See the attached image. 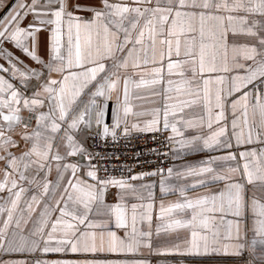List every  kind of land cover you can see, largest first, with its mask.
<instances>
[{"label": "snow or ice", "instance_id": "obj_1", "mask_svg": "<svg viewBox=\"0 0 264 264\" xmlns=\"http://www.w3.org/2000/svg\"><path fill=\"white\" fill-rule=\"evenodd\" d=\"M0 60V264H73L41 258L67 251L181 253V230L190 234L186 252L211 248L264 264V0H17L0 22ZM32 80L42 83L26 95ZM130 83L163 97L175 155L194 148L208 159L128 180L100 177L91 163L84 171L80 160L94 158L84 137L93 122L97 136L109 135L103 118L113 93V139L121 108L125 135L161 131L160 109L129 128V115H144L129 104ZM153 176L161 194L155 224L156 184L130 182ZM110 187L117 203L105 200ZM197 188L206 191L186 194ZM176 192L181 199L165 205L164 195ZM128 197L139 201L130 214ZM162 237L171 248L161 247ZM14 254L22 258L3 259Z\"/></svg>", "mask_w": 264, "mask_h": 264}, {"label": "crops", "instance_id": "obj_2", "mask_svg": "<svg viewBox=\"0 0 264 264\" xmlns=\"http://www.w3.org/2000/svg\"><path fill=\"white\" fill-rule=\"evenodd\" d=\"M17 4V0H0V22H3V20L8 17L14 10L15 6ZM31 17H29V20ZM29 21L26 20L24 23L25 25ZM49 33L47 31L41 32V55L47 59V52H48V37ZM7 48H9L11 51L15 53V55L20 56V52L12 47V45H6ZM24 59L23 57H21ZM3 60H0V63H3ZM26 63H29L32 67H36L35 64H32L30 61L25 60ZM38 83H42V81H36L32 80L29 82V87L26 90V95H31L33 89L36 88V85ZM17 87H19L22 91L24 90L22 85L17 84ZM167 87V85H165ZM161 86L156 85L155 90L157 93H159ZM118 94L121 98V104L123 101V85L118 86ZM116 95L117 93H113L112 100L108 101V107L106 109L105 117L103 118V124H113V113L116 109L117 101H116ZM140 97V98H138ZM129 104L133 109L134 113H144V115H129L127 117L128 126L130 128L132 123H139L142 127L144 125V122L150 120L153 118V110L154 109H160L159 113V123L157 125L158 128L161 130L163 129V104L164 99L159 94H153V90L150 87H142L140 89H136L133 84H129ZM249 119H252L251 112L249 113ZM169 120L171 122L172 118L169 116ZM103 127V125H101ZM121 128L124 129V118H123V112L121 108ZM96 131V125L95 122H93V128L91 129L90 133L84 137V146L89 150L90 146V137L91 135ZM168 134V136L174 135L171 132V128L164 130ZM182 131L185 132V136H191L195 134H200L198 130L196 129H182ZM206 132L207 129H204ZM129 133H144L137 131L135 129H130ZM235 144V142L233 141ZM176 146L173 147V149ZM239 150H244V147H241ZM229 150L223 149L216 152H213L212 155H225L227 154ZM231 151H236V148L234 147L231 149ZM172 156H173V163L170 168H173L174 170H184L188 166H199L202 161H205L208 159V153L206 151H198L193 149H184L179 152L178 155L174 154V151L172 150ZM81 165L84 166V171H87V165L90 163L88 158H85L83 160H80ZM195 178H189L187 183L191 184L194 182ZM158 180V177H145L144 180H137V181H130L133 184L139 185L141 183H155L156 186L153 189V192L156 196L155 205L153 209V215H154V224L157 222L155 220V217L159 215V204L161 202L160 197L161 194L159 193V186L156 181ZM175 182V181H173ZM117 188L110 187L105 195V200L109 204H114L118 202V193ZM206 190L203 188H197L196 191H192L189 189L187 191V195L189 197L195 196L198 193H203ZM181 199L178 192L176 193H168L164 195V203L167 205L170 202H175L177 200ZM127 203L129 207V214L131 210V203H139L135 198L128 197ZM227 219V217H226ZM113 230H116L113 225ZM118 234H122V230H118ZM189 233L186 230H181L179 232V236L181 238V253H175V252H168L165 254H148L146 251L144 253L143 257L140 256H125V255H118V254H111V253H98V254H91V253H72L70 251L64 252V253H49L46 255H42V259H46L48 261H72L73 264H83L85 260H100V261H125V260H132V259H139L143 258L149 261V264H247L248 256L245 254L244 256H236L233 255L231 252L225 254L223 251H212L211 248L205 252L203 248L200 249L198 253L196 252H186L185 251V245L183 244V239L185 237H189ZM161 247L167 246L168 248H171V243H166L164 238H161L160 241ZM18 254H14L13 256H4L3 259L5 260H11L15 261L17 259H21Z\"/></svg>", "mask_w": 264, "mask_h": 264}, {"label": "built area", "instance_id": "obj_3", "mask_svg": "<svg viewBox=\"0 0 264 264\" xmlns=\"http://www.w3.org/2000/svg\"><path fill=\"white\" fill-rule=\"evenodd\" d=\"M110 133L107 137L96 135L90 137L89 153L94 158L89 162L98 169V176H111L128 180L131 176L166 170L173 163L172 150L175 146L167 139L166 131L128 133L122 128L116 129V139ZM102 131V126H101Z\"/></svg>", "mask_w": 264, "mask_h": 264}]
</instances>
